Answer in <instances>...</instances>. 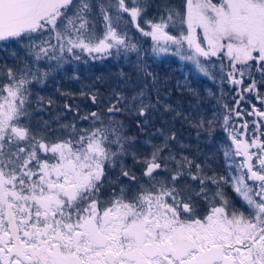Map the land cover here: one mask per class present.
<instances>
[{
    "label": "snow or ice",
    "instance_id": "6c2138e0",
    "mask_svg": "<svg viewBox=\"0 0 264 264\" xmlns=\"http://www.w3.org/2000/svg\"><path fill=\"white\" fill-rule=\"evenodd\" d=\"M72 2L0 0V41L27 38L37 60L57 48L77 59V50L89 55H108L113 48L136 50L103 8L106 30L99 36L87 17V0L68 16ZM132 4L129 8L118 0L116 19L127 13L131 24L151 37L154 53L174 48L173 55L192 62L206 76L209 71L200 58L217 57L221 79L226 75L234 86L242 85L246 76L251 79L246 92L257 87L250 72L254 61L264 83V0H185L183 15L165 6L166 18L161 14L158 20H146L151 31L138 23L147 0L143 6L140 0ZM177 21L187 29L185 33L181 28L178 36L167 31ZM45 32L48 38L36 44L34 34ZM51 39L57 43L50 44ZM28 76L23 70L17 78L9 69L10 82L0 86V264H264V141L238 139L228 130L226 115L225 130L234 149L223 147L225 174L209 176L199 163L193 172V161L183 157L170 178L157 179L163 148L156 146L150 156L137 161L144 165L146 181L121 162V175L129 184L119 178L110 181L118 190L113 187L102 199L106 169L127 155L130 138L115 122L106 126L100 121L97 127L96 112L90 114L89 129L64 125L66 136L55 141L33 133L21 123L29 116L28 85L37 79L35 73L32 80ZM96 99L92 97L93 103ZM118 111L115 104L108 108L109 113ZM144 112L141 107L140 115ZM253 114L264 119V111L253 109ZM185 176L189 180L181 185ZM224 185L247 205L248 214L230 203ZM199 199L209 205L202 218L196 212Z\"/></svg>",
    "mask_w": 264,
    "mask_h": 264
},
{
    "label": "trees",
    "instance_id": "16d2710c",
    "mask_svg": "<svg viewBox=\"0 0 264 264\" xmlns=\"http://www.w3.org/2000/svg\"><path fill=\"white\" fill-rule=\"evenodd\" d=\"M157 2L163 12L165 6L182 15L185 11L182 0ZM212 2L219 3L220 0ZM148 5L154 9L155 5ZM183 30L186 33V25ZM37 36L34 35V39ZM29 44L27 38L0 41V68L11 69L20 75L23 70L29 72L38 66L41 82H31L28 86V110L41 107L45 115L42 118L43 112H30L29 123L37 127L33 132L48 133L52 128H45L42 124L55 122V119L63 126L75 125L77 130L83 129L92 123L90 114L96 112L99 116L97 127L100 121L106 126L115 122L122 135L130 138L126 144L129 170L144 168L137 161L150 156L154 147L163 148L160 162L164 171L158 170L157 179L170 178L176 170V161L183 157L193 161V172L196 171L195 164L199 163L209 176L225 174L223 147L230 146L226 142L229 131L238 134L240 140L258 137L264 141V119L249 115L253 109L264 111V83L260 82L261 76L254 61L250 72L257 87L246 92L243 89L248 87L251 79L246 76L242 85L229 86L226 75L221 79V61L217 57L210 60L200 58L209 71L206 76L173 57H154L149 54V44L145 40L141 42V49L126 56H118L110 50L104 61L86 63L71 55L68 65L62 68L57 67L52 59L50 62L42 60L35 67V52ZM2 82L6 80L0 78ZM93 96L97 98L96 103L92 101ZM114 104L120 111L109 113L108 108ZM141 107L145 108L144 115H140ZM226 115L230 117L229 131L224 125ZM84 116L89 119H81ZM245 124L247 129L243 127ZM61 131L66 133L64 128ZM170 156L175 159H165ZM165 164L168 170H165ZM209 186L215 190V186ZM223 191L230 203H241L230 185H224ZM198 203L206 202L199 199Z\"/></svg>",
    "mask_w": 264,
    "mask_h": 264
},
{
    "label": "rangeland",
    "instance_id": "374dc122",
    "mask_svg": "<svg viewBox=\"0 0 264 264\" xmlns=\"http://www.w3.org/2000/svg\"><path fill=\"white\" fill-rule=\"evenodd\" d=\"M184 1V7H185V0H182ZM126 2V5L131 8L133 7L134 5L132 4V0H125ZM81 3V0H73L72 4L69 6V8L67 9V15L68 16H72L75 11L77 10L78 6L80 5ZM87 3L89 4V12L87 13V17L88 19L92 22V25H94V30L95 32L99 35V36H102L106 30V26H105V21H104V17H103V13L101 11V9L103 8L104 11H106L110 17H112L113 19V25L116 27L117 31L121 34H126L127 36V40H128V43L130 45L134 44L136 46V50H139L141 49V42H143L144 40L149 44V54L153 55L154 57L156 58H161V57H173L177 60H179L182 64H189L191 66H193V68L196 69L195 65L190 62V61H187V60H181L179 58V56L177 55H173L172 54V51H174V48L172 51H169L168 53H160V54H156L153 52V40L151 39L150 36H144L140 31L137 30V28L135 26H133L131 24V17L127 14V13H120V19L117 20L116 17H117V8H118V0H87ZM147 3L151 4V5H155L154 6V9L151 10V8L148 6L147 8V11L142 13L141 17L138 18V23L141 25V27H143L145 30L147 31H151V29L148 27L147 24H145V21L146 20H158L159 17L161 16V14H163L165 16V18L167 17V12H163V7L161 6V8H159V4L157 2V0H154L153 2H150L149 0H147ZM144 4V0H140V6H143ZM158 8H159V11H158ZM181 28H183V25H181L179 23V21H177V23L175 24V26H169V28L167 29V31L170 33V34H173V35H179L180 34V31H181ZM187 30V29H186ZM198 33L200 32V30L198 29L197 31ZM34 35H38L35 39H34V42L36 44H40V42L44 39H47L48 36H49V33L45 32L43 33L42 35L41 34H34ZM202 36V34H201ZM50 44H56V40L55 39H51L49 41ZM187 49V45H185V50ZM135 50V51H136ZM114 51V52H113ZM132 52L134 51H125L124 49H120L119 52H117V49L113 48L111 49V53H115L116 55L118 56H126V55H129L131 54ZM57 56V57H60L62 55V59H53V58H50L52 56ZM73 55L72 53H68V52H64L63 54H61L59 52V49L57 48L56 51L53 53L52 51L49 52V55L48 56H44L42 59H39L37 60L36 57H34V60H33V64H35V67L38 65V63H41L42 60H46L47 62L52 59V62L59 68H62V67H66V65H68V57ZM74 56V55H73ZM76 56H79V58L83 59L84 62L88 63V62H97V61H104L106 58V55H102V54H97V53H93L91 55H89L88 53H84V52H79L78 50L76 51ZM109 56V55H107ZM38 67V66H37ZM35 68V69H32L30 70L29 72L31 73H35L36 76H37V79L35 80H32L31 78V74H29L28 78L30 80H32V82H35V81H39L41 82V79L39 75V69L38 68ZM197 70V69H196ZM198 71V70H197ZM7 72L8 70L7 69H3V68H0V78H3L6 80V82H2L0 83V86H2L3 84H6V83H9L10 81L8 80V77H7ZM200 74H203L201 73L200 71H198ZM21 74V73H20ZM2 76V77H1ZM20 75H16L17 78H19ZM229 86H233L231 83H228ZM41 84H38L37 86H40ZM29 86V85H28ZM237 87V86H236ZM29 99H28V104H29ZM28 104H27V110H28ZM46 107V106H45ZM32 111H34L35 113L39 112H43V116L42 118H44V111L41 107H35ZM30 110H28L29 114L30 112H32ZM61 121L55 119V122H44L42 125L45 127V128H48V127H51L52 130H50L48 133H43V131H38V132H33V133H36V134H40V135H45L47 139L49 140H52V141H55V139L57 137H64L66 136L65 132L64 131H61L63 129V124L60 123ZM93 122V121H92ZM21 123H24V124H27L28 126L30 125L29 123V116L28 117H25V118H22L21 120ZM42 125H40L39 127H42ZM92 125L89 124V125H85V127L83 129H89L90 126ZM30 127V126H29ZM30 129L32 131H34V127H30ZM241 140H245L247 142H251V139L248 140V139H241ZM227 143L230 144V146L233 147L234 149V146L232 145V141L230 139V137L226 140ZM113 150H115V147H113ZM252 151H256V149H252ZM131 157V156H129ZM224 158V156H223ZM240 159H242V157H237V161H239ZM132 160V159H131ZM134 162L136 161L133 160ZM121 162L123 163V166L126 167V165L129 163H126L127 162V158H126V155L125 156H122L120 158V160L117 161V164L115 167H120V164ZM110 169H115V168H108V170ZM143 167H140L138 169L139 173H140V176L142 177L143 181H146V177H143L142 173H143ZM161 172H163V168L161 167V169L159 170ZM189 178L187 179H181L180 183L181 185H183L186 181H188ZM198 184V182H196ZM251 183V182H249ZM198 190V188H197ZM233 190V189H232ZM233 193L235 194V197L238 201H241V203L245 204L242 199L240 197L237 196V194L233 191ZM246 205V204H245ZM247 207V205H246ZM248 209V207H247ZM249 211V209H248Z\"/></svg>",
    "mask_w": 264,
    "mask_h": 264
},
{
    "label": "flooded vegetation",
    "instance_id": "af4514ba",
    "mask_svg": "<svg viewBox=\"0 0 264 264\" xmlns=\"http://www.w3.org/2000/svg\"><path fill=\"white\" fill-rule=\"evenodd\" d=\"M30 127H34V128H37L36 125H29ZM115 169H106V176L104 178V183H105V187L102 191V199H107L108 198V195L109 193L112 191V188L113 187H117V190H118V187L119 185H110L109 182L110 181H117V179L119 178V182L121 184H124V185H127L129 184V181L126 177H123L121 175V169L120 167H114ZM126 169H128V167L126 166L125 167ZM138 178H140V181L141 182H144L142 177L140 176V173L139 171H135V170H131ZM232 205L235 206V208L239 209L240 211H243L245 214H248V209L246 207L245 204H242V203H231ZM209 210V205L207 203H198L196 204V212H197V215L200 216L201 218L207 214Z\"/></svg>",
    "mask_w": 264,
    "mask_h": 264
}]
</instances>
